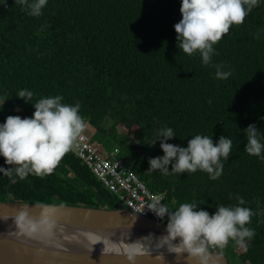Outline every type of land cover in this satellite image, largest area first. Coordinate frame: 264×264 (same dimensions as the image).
Returning a JSON list of instances; mask_svg holds the SVG:
<instances>
[{
  "label": "trees",
  "instance_id": "16d2710c",
  "mask_svg": "<svg viewBox=\"0 0 264 264\" xmlns=\"http://www.w3.org/2000/svg\"><path fill=\"white\" fill-rule=\"evenodd\" d=\"M180 19V0H49L39 18L7 0L0 5V123L9 115L31 117V103L43 97L79 103L85 123L113 143L151 191L165 193L170 211L196 202L212 214L243 197L242 206L258 213L248 225L256 234L243 246L231 242L239 264H264V160L244 150L245 128L264 132V4L214 46L212 64L232 73L226 80L198 54L180 52ZM24 89L34 94L29 103L16 97ZM165 125L177 136L167 142L182 147L197 134L214 143L230 138L222 175L148 172V160L163 155L159 141L148 144ZM0 166L10 167L2 157ZM0 201L119 207L70 150L48 175L12 183L0 174Z\"/></svg>",
  "mask_w": 264,
  "mask_h": 264
},
{
  "label": "clouds",
  "instance_id": "9594fccd",
  "mask_svg": "<svg viewBox=\"0 0 264 264\" xmlns=\"http://www.w3.org/2000/svg\"><path fill=\"white\" fill-rule=\"evenodd\" d=\"M48 2L14 0L21 11L35 18L43 15ZM262 4L264 0H180L181 19L174 25L178 49L187 56L198 54L203 65L215 68L216 79H228L232 74L230 71H224L222 65L212 64L214 46L233 25L243 24L245 18ZM0 5L7 7V0H0ZM33 95L32 91L24 89L16 97L29 103ZM63 100L61 95L40 98L31 103L35 109L31 117L9 115L0 123V157L10 166H0V174L12 183L29 175L50 174L84 131L85 121L79 114V103L72 105ZM154 135L148 146L159 141L163 155L150 158L147 171H159L165 176L201 171L207 173L209 179L217 180L222 175V161L229 158L233 147V141L223 135L215 143L212 136L200 134L191 136L186 147L168 143L177 136L166 125L156 129ZM245 135V152L264 160V132L250 124L245 128ZM236 199L235 206L219 205L212 214L196 202L181 203L172 211L163 205L150 206L157 218L166 219L165 234L158 237V247L168 246L183 252L189 260L207 264L209 250H223L230 240L243 246L256 234L248 225L258 213L242 206L246 203L243 197ZM19 219L24 220V215L21 214ZM132 251L138 252L139 248L134 246Z\"/></svg>",
  "mask_w": 264,
  "mask_h": 264
},
{
  "label": "water",
  "instance_id": "95a60500",
  "mask_svg": "<svg viewBox=\"0 0 264 264\" xmlns=\"http://www.w3.org/2000/svg\"><path fill=\"white\" fill-rule=\"evenodd\" d=\"M43 226L53 239L38 233ZM165 227L123 208L0 201V264H199L158 247ZM134 246L138 252L123 250ZM207 264L228 263L223 253L209 251Z\"/></svg>",
  "mask_w": 264,
  "mask_h": 264
},
{
  "label": "built area",
  "instance_id": "2783aa9c",
  "mask_svg": "<svg viewBox=\"0 0 264 264\" xmlns=\"http://www.w3.org/2000/svg\"><path fill=\"white\" fill-rule=\"evenodd\" d=\"M104 149L81 133L70 151L83 161L104 188L117 198L119 206L131 213L161 221L150 206L166 207L165 193L151 191L134 172L132 163L118 156L117 148L110 151L109 157L105 156Z\"/></svg>",
  "mask_w": 264,
  "mask_h": 264
},
{
  "label": "rangeland",
  "instance_id": "374dc122",
  "mask_svg": "<svg viewBox=\"0 0 264 264\" xmlns=\"http://www.w3.org/2000/svg\"><path fill=\"white\" fill-rule=\"evenodd\" d=\"M82 133L86 134L90 138V141L94 143H99V145L103 146L105 148L104 149L105 156L109 157V153L113 148V143L106 140L103 141L100 135L98 134V132H95V130H93V128L87 123H85V129ZM221 253H223L226 256V259L229 261V263L239 264L231 240L224 247V249L221 250Z\"/></svg>",
  "mask_w": 264,
  "mask_h": 264
},
{
  "label": "bare ground",
  "instance_id": "6f19581e",
  "mask_svg": "<svg viewBox=\"0 0 264 264\" xmlns=\"http://www.w3.org/2000/svg\"><path fill=\"white\" fill-rule=\"evenodd\" d=\"M47 228H48L47 226L46 227L43 226L40 229V231H38V233L44 238L53 239L54 238L53 235L48 232ZM63 234H64V232H63ZM72 237H74L76 239V243L81 242V239L79 237H77L75 235H72ZM110 250H117V248L114 245H112V246H110ZM123 250H132V248L131 247H124Z\"/></svg>",
  "mask_w": 264,
  "mask_h": 264
}]
</instances>
